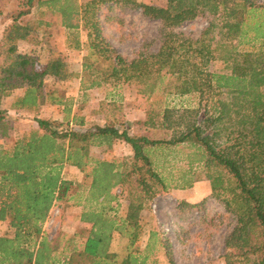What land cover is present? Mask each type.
<instances>
[{
    "label": "trees",
    "instance_id": "obj_1",
    "mask_svg": "<svg viewBox=\"0 0 264 264\" xmlns=\"http://www.w3.org/2000/svg\"><path fill=\"white\" fill-rule=\"evenodd\" d=\"M115 3L119 8L138 9L141 16L161 23L162 40L155 52L133 59L117 52L103 35L94 0L83 5L77 0H16L17 8L0 37V103L13 89L23 88L11 103L13 109L33 111L45 103L61 105L62 122L68 123L71 98L56 90L43 93L45 76L65 81L73 75L65 55L53 53L40 70L36 58L19 52L17 43L31 41L41 26L74 31L84 24L89 42L82 58L83 75H103V79L90 78L86 87L100 86L110 76L119 82L118 75L124 73V81L142 83L138 91L150 93L169 75L179 94L198 95V105L149 111L142 123L161 131L162 137L130 134L112 122L86 126L83 117L73 116L74 126L62 128L35 118L38 129L22 133L13 144H0V221L12 229V236L0 235V264H144L155 244L167 245L162 232L149 231L140 260L131 253L117 260L116 253L107 251L112 233L133 244L142 232L139 216L145 203L169 187H191L199 179L198 167L210 181V196L233 219L223 240L225 263L264 264V1ZM32 12L34 19L29 18ZM199 17L207 25L197 38L178 29ZM244 44L248 46L238 48ZM79 45L78 39L70 44ZM218 59L225 63L224 70H208L207 64ZM201 110L203 118H199ZM8 121L0 117L1 135H6ZM114 140L128 144L131 155L118 162L91 156L92 147ZM165 150L186 151L182 159L187 167L171 184L159 161V156L166 158L161 155ZM65 164L76 167L87 186L79 218L89 227L81 243L69 238L63 241L58 235L48 237L42 228L54 203L68 199L72 188L79 187L62 177ZM115 187L128 199L123 216L117 218L107 213L115 211L109 204L117 199L112 192ZM91 200L96 205H85ZM197 205L182 200L176 212L182 218Z\"/></svg>",
    "mask_w": 264,
    "mask_h": 264
},
{
    "label": "rangeland",
    "instance_id": "obj_2",
    "mask_svg": "<svg viewBox=\"0 0 264 264\" xmlns=\"http://www.w3.org/2000/svg\"><path fill=\"white\" fill-rule=\"evenodd\" d=\"M90 1L92 0H77L82 5ZM94 1L97 5L95 7L98 8L96 11L103 35L117 52L128 59H133L158 49L162 40L159 30L161 23L158 20L141 16L138 9H130L127 6L119 8L115 3L116 0ZM143 1L158 2V0ZM16 8V0H0V37L3 27L10 22L11 13L15 12ZM35 16L32 12L29 18L34 19ZM206 25L207 21L199 17L184 22L178 29L191 38H197ZM88 31V27L84 24L74 31L58 25L41 26L33 32L31 41H18V51L33 55L40 70L45 67L53 53L60 52L65 55L66 66L73 75L65 81L49 75L45 76L43 93L56 90L58 94L71 98V111L69 121L66 123L62 122L61 105L45 103L33 111L14 110L11 103L23 92V88H16L17 91L13 89L11 94L4 97L0 103V117L10 122L6 135H0V142L3 145L13 142L22 133L38 129L39 125L35 118L50 120L54 126L62 128L74 126L73 116L83 117L86 126L90 124L102 126L112 122L120 128L126 127L130 134L145 133L151 137H162L164 134L158 129L146 128L143 125L142 122L149 111L163 108L181 110L198 105V95L195 92L179 94L174 87L176 84L174 77L169 75H166L168 78L162 86L157 84L150 93L138 91V86L141 87L142 83L138 84L135 80L124 81V73L118 75L119 82L110 76L100 86L86 87L90 78L103 79L102 74L93 73L86 76L82 72V58L87 52L86 44L89 42ZM76 39L80 43L79 48L70 46L75 44ZM247 46V44L238 45V48ZM257 46L258 42H255V47ZM206 67L210 71H222L225 63L220 59L212 60ZM199 118H203L202 110ZM185 152V150H165L161 155L165 154L166 158L159 156L160 163L165 166L163 174L170 184L187 167L182 159L186 156ZM130 155L129 145L120 140L91 149L93 158L109 161H123ZM195 174L199 179L191 187L183 189L169 187L145 203L139 216L142 232L138 240L129 245L128 238L113 232L107 251L116 253L117 260L128 253L138 256L140 260L149 240V231L159 230L168 247L155 244L144 264H226L222 257L223 240L233 226L232 216L225 211L217 199L210 196V181L203 176L200 167L195 169ZM62 177L79 187L72 188L68 199L54 203L44 222V232L48 237L58 235L63 241L69 238L76 239L75 243H81L88 228L82 227L81 235L74 238V233L80 230V224L71 217L77 216L82 211L80 205L76 203H84L87 186L84 184L82 173L72 165L63 166ZM112 192L117 199L109 204L115 208V211L107 213L117 218L123 216V209L128 199L119 187L113 188ZM182 200L198 205L187 210L183 214L184 217L180 218L176 206ZM90 204L93 205L95 202L91 200L85 203V205ZM0 234L12 235V229L7 224L0 223ZM168 252L170 255L166 254Z\"/></svg>",
    "mask_w": 264,
    "mask_h": 264
},
{
    "label": "crops",
    "instance_id": "obj_3",
    "mask_svg": "<svg viewBox=\"0 0 264 264\" xmlns=\"http://www.w3.org/2000/svg\"><path fill=\"white\" fill-rule=\"evenodd\" d=\"M16 91H17V89H16ZM22 91H23V89H22ZM17 93H20V92H17ZM22 93H23V92H21V94H19V96L22 95ZM14 110H15V109H14ZM23 111H25V110H23ZM27 132H28V131H27ZM25 133H26V132H25ZM0 135H1V134H0ZM19 136H20V135H19ZM19 136H18V137H19ZM15 140H16V139H15ZM15 140H14L13 142H10L9 144H13V143L15 142ZM0 144L3 145L1 142H0ZM9 144H8V145H9ZM79 181H80V180H79ZM76 204H77L78 206L80 205V207L83 208V204H79L78 202H77ZM53 206H54V205H53ZM53 206H52V207H53ZM52 207H51V209H52ZM51 209H50V211H51ZM50 211H49V214H50ZM80 214H81V211L79 212V214H78L77 216H75V217H71V219H74V218H75L76 222H78V224H80V230L77 231V233H76V232L74 233V235H73L74 238H75V236H79V235H81V231H82L81 229H82V227H85V226H86L85 228H88V227H89V225H88L87 223H85V222H83V221L80 220V218H79V217H80ZM69 218H70V217H69ZM69 218H67V219H69ZM45 221H46V220H45ZM45 221H44V222H45ZM0 223H5V224H7L5 221H0ZM42 228H43V230H44V223H43V227H42ZM0 235H2V234H0ZM5 236H12V235H5ZM73 240H74V242L76 241V239H73Z\"/></svg>",
    "mask_w": 264,
    "mask_h": 264
}]
</instances>
